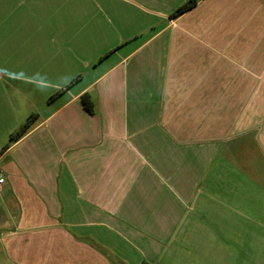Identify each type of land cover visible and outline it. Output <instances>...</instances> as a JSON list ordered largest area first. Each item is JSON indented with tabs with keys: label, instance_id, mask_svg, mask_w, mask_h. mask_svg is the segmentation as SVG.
Segmentation results:
<instances>
[{
	"label": "crops",
	"instance_id": "crops-1",
	"mask_svg": "<svg viewBox=\"0 0 264 264\" xmlns=\"http://www.w3.org/2000/svg\"><path fill=\"white\" fill-rule=\"evenodd\" d=\"M36 1L1 32L0 264H264L230 163L264 153V0Z\"/></svg>",
	"mask_w": 264,
	"mask_h": 264
},
{
	"label": "rangeland",
	"instance_id": "rangeland-1",
	"mask_svg": "<svg viewBox=\"0 0 264 264\" xmlns=\"http://www.w3.org/2000/svg\"><path fill=\"white\" fill-rule=\"evenodd\" d=\"M18 1L0 0V43L2 37L1 32L6 26H17L19 25L17 23H21L22 10L34 11L35 15H39L41 11L43 12L44 9H48L49 5H51L49 1L26 0L22 4L18 3ZM28 18L30 17L24 16L23 20L27 23ZM2 27L3 29L1 30ZM3 41L7 42L6 39ZM6 46H10V50L13 48L12 44H6ZM24 72L22 70V73ZM255 149L247 146L246 149H243L244 153H239L240 155L237 154V156L234 155L233 160L230 161L232 165V201L244 200L247 197L248 208L243 209V212L247 213L251 222L257 218V206L260 201L264 200V153L261 152L259 146H255ZM245 204L246 202L244 200L243 208ZM233 216L235 217L237 215L234 214ZM235 227L236 223H233L232 231H236L234 229ZM184 257L185 255L179 258L178 264H185L186 257L185 260L183 259ZM201 258L204 260V264H207V259L205 257ZM226 260L228 261L227 258ZM193 264H196V262L194 261Z\"/></svg>",
	"mask_w": 264,
	"mask_h": 264
},
{
	"label": "trees",
	"instance_id": "trees-1",
	"mask_svg": "<svg viewBox=\"0 0 264 264\" xmlns=\"http://www.w3.org/2000/svg\"><path fill=\"white\" fill-rule=\"evenodd\" d=\"M200 0H188L185 4H183L182 6H180L173 14H172V18H177L179 16H181L182 14L186 13L187 11H189L190 9H192ZM81 103L84 107V109L88 112V113H92L93 112V103L89 97V95H83L81 98ZM36 120V116L35 115H31L26 122L15 132L11 135V141H18L19 139H21L24 135H26L28 133V131H30L34 121Z\"/></svg>",
	"mask_w": 264,
	"mask_h": 264
},
{
	"label": "built area",
	"instance_id": "built-area-1",
	"mask_svg": "<svg viewBox=\"0 0 264 264\" xmlns=\"http://www.w3.org/2000/svg\"><path fill=\"white\" fill-rule=\"evenodd\" d=\"M6 180H5V177H4V174L2 173V171H0V192L2 190V187L4 186Z\"/></svg>",
	"mask_w": 264,
	"mask_h": 264
}]
</instances>
